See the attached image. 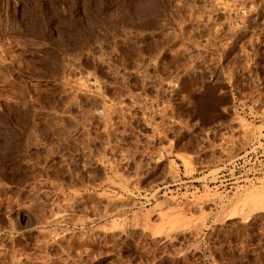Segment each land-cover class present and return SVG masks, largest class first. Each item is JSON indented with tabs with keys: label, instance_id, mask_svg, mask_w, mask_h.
I'll return each mask as SVG.
<instances>
[{
	"label": "rangeland",
	"instance_id": "obj_1",
	"mask_svg": "<svg viewBox=\"0 0 264 264\" xmlns=\"http://www.w3.org/2000/svg\"><path fill=\"white\" fill-rule=\"evenodd\" d=\"M261 155L264 0H0V264H264Z\"/></svg>",
	"mask_w": 264,
	"mask_h": 264
},
{
	"label": "built area",
	"instance_id": "obj_2",
	"mask_svg": "<svg viewBox=\"0 0 264 264\" xmlns=\"http://www.w3.org/2000/svg\"><path fill=\"white\" fill-rule=\"evenodd\" d=\"M261 151H263V150H261ZM259 154H260V153H259ZM251 156H252V154L250 153V154L248 155V158H250ZM256 157H258V155H255V158H256ZM263 159H264V155H263V156L261 155V156L259 157L258 160H263ZM263 162H264V161H263ZM259 166H260V167H264V165H262V164H257V165H256L257 168H258ZM263 173H264V172H263Z\"/></svg>",
	"mask_w": 264,
	"mask_h": 264
},
{
	"label": "bare ground",
	"instance_id": "obj_3",
	"mask_svg": "<svg viewBox=\"0 0 264 264\" xmlns=\"http://www.w3.org/2000/svg\"><path fill=\"white\" fill-rule=\"evenodd\" d=\"M233 214V213H232Z\"/></svg>",
	"mask_w": 264,
	"mask_h": 264
}]
</instances>
